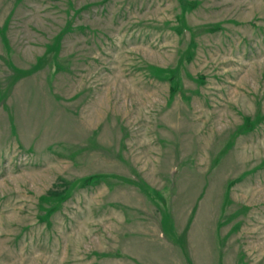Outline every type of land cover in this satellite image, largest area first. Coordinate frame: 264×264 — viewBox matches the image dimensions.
I'll use <instances>...</instances> for the list:
<instances>
[{
  "label": "rangeland",
  "instance_id": "rangeland-1",
  "mask_svg": "<svg viewBox=\"0 0 264 264\" xmlns=\"http://www.w3.org/2000/svg\"><path fill=\"white\" fill-rule=\"evenodd\" d=\"M0 264H264V0H0Z\"/></svg>",
  "mask_w": 264,
  "mask_h": 264
}]
</instances>
